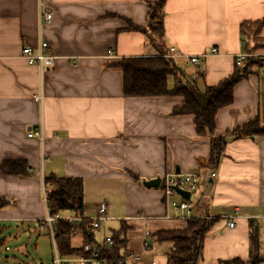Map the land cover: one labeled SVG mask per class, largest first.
<instances>
[{
	"label": "crops",
	"instance_id": "0c3cea01",
	"mask_svg": "<svg viewBox=\"0 0 264 264\" xmlns=\"http://www.w3.org/2000/svg\"><path fill=\"white\" fill-rule=\"evenodd\" d=\"M155 1L0 0V197L13 203L0 210V223L43 219L42 167L44 177L82 179L85 218L105 203V229L112 233L123 227L127 235L128 223H143L154 234L171 230L168 222L184 229L185 221L164 219L176 213L165 204L163 179L197 171L201 182L191 197L192 212L215 221L204 241L203 264L247 262L252 224L262 252L264 247V136L230 140L212 170L209 142L195 136L193 118L172 114L182 98H126L121 72L107 67L155 54L144 33L125 30L126 20L146 27L147 4ZM41 4L53 20L40 31ZM262 19L264 0H167L162 11L166 46L175 49L174 59L200 89L232 74L237 57L247 53L240 24ZM41 38L55 57L43 74L22 57ZM189 56H198L199 64H188ZM257 117L264 124V62L236 85L233 104L218 112L217 133ZM41 130L43 140L28 136ZM9 161H24L35 173L4 175L1 165ZM158 177L159 188L143 186ZM236 213L231 229L229 218ZM147 239L144 234L138 255L149 264L154 251L153 242L144 246ZM127 250L140 251L129 242Z\"/></svg>",
	"mask_w": 264,
	"mask_h": 264
},
{
	"label": "trees",
	"instance_id": "16d2710c",
	"mask_svg": "<svg viewBox=\"0 0 264 264\" xmlns=\"http://www.w3.org/2000/svg\"><path fill=\"white\" fill-rule=\"evenodd\" d=\"M167 0L148 2L149 21L146 27L126 20L128 32H142L146 35L147 45L154 51L153 56L122 58L107 65L110 69L119 70L123 79V95L126 98H155L180 97L184 104L175 108L174 116H190L195 126V136L206 139L210 145L208 166L217 169L222 160L230 140L242 138H256L264 136V124L257 117L246 124L229 129L223 135L217 133L216 117L220 110L229 107L234 102V89L238 83L247 78L263 64L258 57H247L241 63L236 62L235 68L224 81L217 85L205 86L200 89L195 79L185 74L165 43V31L162 21V11ZM264 19L257 21H243L240 33L247 41L246 54L264 51ZM173 79V87H169V80ZM27 163L24 161L3 162L1 171L8 176H27ZM45 184L54 189L49 193V214L80 218L77 225L67 221H59L57 235L59 248L62 253H70L72 248L73 230L83 234L84 243L94 242L90 223L85 218L84 183L79 178L45 177ZM163 186V185H162ZM161 186V187H162ZM13 205L12 201L0 197V210ZM209 217H197L185 221L184 229L162 230L155 233L156 242L171 245L167 254V264H203L204 241L214 225ZM113 245L106 248L107 257L116 260L122 251L127 250L128 239L126 229L113 231ZM218 264H264V253L261 249L259 232L252 224L249 236V260L242 261L235 258L220 261Z\"/></svg>",
	"mask_w": 264,
	"mask_h": 264
},
{
	"label": "built area",
	"instance_id": "2783aa9c",
	"mask_svg": "<svg viewBox=\"0 0 264 264\" xmlns=\"http://www.w3.org/2000/svg\"><path fill=\"white\" fill-rule=\"evenodd\" d=\"M53 20V16L51 13L43 10V5H40L39 11V27L40 31L44 26L51 25ZM171 57L175 58V49H170ZM216 50L213 49L212 53H215ZM22 57L32 66L38 67L40 73L43 74L45 68H52L55 65V57L50 54L48 44L41 38L39 44L36 48L25 47L22 50ZM247 57H258L262 59L264 62V51L260 53L254 54H241L237 57V62L241 63ZM198 56H189L187 57V63L192 65H198L199 63ZM38 100H41L42 97L38 96ZM30 138L37 137L40 140H43V131L32 132L28 135ZM27 172L30 174L35 173V170L32 168H27ZM41 182H42V199L44 206L46 208V217L42 219L40 222L42 224V228L47 229L49 238L51 240L54 257L51 262L47 263H38V264H146L144 258L138 254H135L131 251L124 250L122 251L120 257L116 260H112L107 257L106 248H110L113 245V235L112 232L106 233L107 229H105V223L110 221L108 216V206L105 203H101L98 205L96 210V215L92 218H86L90 223L91 231L94 236V242L84 243L83 234H79L77 230H73V239H78L81 242L80 246L73 247L70 253H62L59 244L57 235L59 230L57 228V224L59 221H67L72 225H77L81 221L80 218H72L62 216H51L49 214V193L54 189V187L50 184H45L44 182V169L41 167L38 171ZM211 177L215 178L217 174L212 171ZM201 175L197 171H193L186 174H176L172 173L166 175L163 179V190L166 199V206H169L173 211H175V215H171L166 213L164 219L167 220H189L195 217L192 212L191 198L187 200L182 198L175 190L174 187H178L181 190L189 192L191 197L193 194L197 193L200 189ZM180 198L179 201L172 200L174 197ZM262 216L264 217V208L262 210ZM237 217V213L235 217H230L228 222L229 228H234L236 226L235 220ZM255 226V224H253ZM148 238L144 242L145 247H149L152 242L156 240L155 234L151 232L145 233ZM151 239V241L149 240ZM149 264H159L156 260H153Z\"/></svg>",
	"mask_w": 264,
	"mask_h": 264
},
{
	"label": "rangeland",
	"instance_id": "374dc122",
	"mask_svg": "<svg viewBox=\"0 0 264 264\" xmlns=\"http://www.w3.org/2000/svg\"><path fill=\"white\" fill-rule=\"evenodd\" d=\"M199 63V62H198ZM169 87H173V79L169 80ZM203 89V88H201ZM42 189V186H41ZM192 198L194 199L195 197ZM192 199V200H193ZM44 211V217H46V208L42 205ZM66 218L67 215H62ZM42 220V219H41ZM184 225V222H179ZM169 229L173 228L177 223L168 222ZM131 228V232L127 233L129 245H133V248L139 252L143 251L142 241L146 231H151L149 226H145L143 223L134 227L132 223H128ZM110 230L106 231L109 233ZM133 236V240L131 239ZM151 241V239H149ZM152 242V241H151ZM74 247L80 246L81 242L76 238L72 241ZM153 254L147 257L149 260H156L159 264H166L164 258L170 251L171 245L167 243L153 242ZM264 253V247H263ZM157 258H154V257ZM54 257L53 246L48 235L47 229L42 228L40 221L25 220L20 222H3L0 223V264H38L51 262ZM149 262V261H147Z\"/></svg>",
	"mask_w": 264,
	"mask_h": 264
},
{
	"label": "water",
	"instance_id": "95a60500",
	"mask_svg": "<svg viewBox=\"0 0 264 264\" xmlns=\"http://www.w3.org/2000/svg\"><path fill=\"white\" fill-rule=\"evenodd\" d=\"M178 172V171H177ZM161 178H156V179H152L149 181H142V184L144 187L148 188V189H152V188H159L161 185ZM174 190L182 197L185 198L187 200H190L191 198V194L189 192H186L184 190L179 189L178 187H174Z\"/></svg>",
	"mask_w": 264,
	"mask_h": 264
}]
</instances>
